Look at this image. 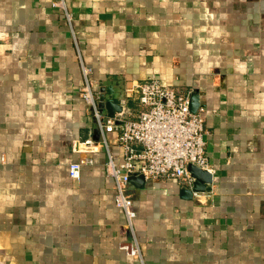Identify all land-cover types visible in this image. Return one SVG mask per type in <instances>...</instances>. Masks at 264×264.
<instances>
[{"label":"crops","instance_id":"obj_1","mask_svg":"<svg viewBox=\"0 0 264 264\" xmlns=\"http://www.w3.org/2000/svg\"><path fill=\"white\" fill-rule=\"evenodd\" d=\"M66 1L71 22L52 0H0V264H264V0ZM82 63L100 109L116 94L128 118L148 77L199 94L213 182L131 180L142 260L120 247L106 150L69 175L73 143L101 138Z\"/></svg>","mask_w":264,"mask_h":264},{"label":"built area","instance_id":"obj_2","mask_svg":"<svg viewBox=\"0 0 264 264\" xmlns=\"http://www.w3.org/2000/svg\"><path fill=\"white\" fill-rule=\"evenodd\" d=\"M52 5L62 10L69 22L72 21L66 0H52ZM81 68L84 82L79 95L90 110L101 138L90 137L73 143L78 158L69 164V175L79 180L82 168L94 164L93 154L100 148L106 150L104 167L106 175L113 181L115 205L123 211L125 224L131 232V239L121 242L120 247L142 260L141 245L134 229L137 212L130 178L139 174H143L145 180L173 178L183 186L191 187L193 178L189 164L213 173L206 154L205 117L199 110L197 113L191 111L188 94L165 86L153 76L126 89V96L137 99L142 107L137 116L128 118L122 112L106 115L98 105L99 92L92 67L82 63ZM109 132H118L122 161H117L110 150ZM200 192L193 191V194Z\"/></svg>","mask_w":264,"mask_h":264},{"label":"water","instance_id":"obj_3","mask_svg":"<svg viewBox=\"0 0 264 264\" xmlns=\"http://www.w3.org/2000/svg\"><path fill=\"white\" fill-rule=\"evenodd\" d=\"M116 94H113L111 98H106L105 95L102 94L101 101L104 102V107L101 109L102 112L106 109L109 112L110 116H115L116 112H121L123 105L120 102L115 100ZM190 100V109L193 113L198 112V108L200 105L199 94L198 92H192L189 95ZM188 169L193 178V183L190 188L187 189L189 196L193 194V191L206 190L208 186H210L213 182V174L201 167L195 166L193 164H189ZM132 181L143 182L144 176L143 174H139V176H131Z\"/></svg>","mask_w":264,"mask_h":264}]
</instances>
